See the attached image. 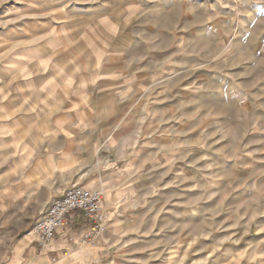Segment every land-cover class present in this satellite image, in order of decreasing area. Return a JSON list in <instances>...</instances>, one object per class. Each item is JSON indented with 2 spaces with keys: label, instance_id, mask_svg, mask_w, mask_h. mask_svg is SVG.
I'll return each mask as SVG.
<instances>
[{
  "label": "rangeland",
  "instance_id": "374dc122",
  "mask_svg": "<svg viewBox=\"0 0 264 264\" xmlns=\"http://www.w3.org/2000/svg\"><path fill=\"white\" fill-rule=\"evenodd\" d=\"M72 185L116 264H264V0H0V264Z\"/></svg>",
  "mask_w": 264,
  "mask_h": 264
},
{
  "label": "built area",
  "instance_id": "2783aa9c",
  "mask_svg": "<svg viewBox=\"0 0 264 264\" xmlns=\"http://www.w3.org/2000/svg\"><path fill=\"white\" fill-rule=\"evenodd\" d=\"M77 217H82L89 225L77 242L83 245L102 232L105 221L103 193L80 185L67 187L37 217L30 230L33 241L40 248L50 246L57 230L66 227L68 220L74 221Z\"/></svg>",
  "mask_w": 264,
  "mask_h": 264
},
{
  "label": "crops",
  "instance_id": "0c3cea01",
  "mask_svg": "<svg viewBox=\"0 0 264 264\" xmlns=\"http://www.w3.org/2000/svg\"><path fill=\"white\" fill-rule=\"evenodd\" d=\"M105 212L107 215L111 211L106 208ZM72 222L77 226L76 229L72 230L71 226L59 228L51 245L43 249L36 248L42 252V255L31 259L27 264H48L47 259L51 255L50 252L59 257L60 261L54 264H116L115 256L111 255V252L117 246L119 236L115 228L120 226V223L104 224L98 236L92 238L84 246H80L77 242L89 225L82 217H77Z\"/></svg>",
  "mask_w": 264,
  "mask_h": 264
},
{
  "label": "bare ground",
  "instance_id": "6f19581e",
  "mask_svg": "<svg viewBox=\"0 0 264 264\" xmlns=\"http://www.w3.org/2000/svg\"><path fill=\"white\" fill-rule=\"evenodd\" d=\"M114 189V188H113ZM111 191H113V190H111ZM119 192V191H118ZM113 197V196H112ZM119 197V196H118ZM112 199V198H111ZM112 201V200H111Z\"/></svg>",
  "mask_w": 264,
  "mask_h": 264
}]
</instances>
